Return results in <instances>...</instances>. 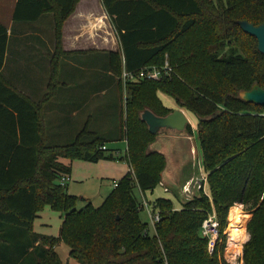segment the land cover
I'll use <instances>...</instances> for the list:
<instances>
[{
	"label": "trees",
	"instance_id": "16d2710c",
	"mask_svg": "<svg viewBox=\"0 0 264 264\" xmlns=\"http://www.w3.org/2000/svg\"><path fill=\"white\" fill-rule=\"evenodd\" d=\"M77 2L17 0L14 8L13 23L32 24L51 14L54 45L46 93L37 102L0 73V264H61L54 250L58 243L77 264H224L217 248L224 246L222 234L234 205L250 214L243 264H264V107L238 98L253 85L264 89V56L257 52L256 40L236 24H263L264 0H101L119 45L118 52L103 54L110 75L120 77L122 69H159L165 61L172 73L158 82L128 83L123 102L116 82L117 103L125 113L119 114L115 138L83 128L70 143H50L44 110L61 86V30ZM7 43V30L0 24V71ZM157 92L197 119L207 193L200 190L179 210L169 200H154L149 207L159 222L149 236L135 191L152 192L166 167L162 154L148 151L156 134L141 120L145 111L159 118L172 113ZM184 131L192 135L188 125ZM121 140L133 177L126 173L98 208L87 202L76 210L77 199L59 179L70 177L74 159L112 161L105 146ZM44 206L61 217L56 238L33 232ZM211 214L217 238L209 254L200 227Z\"/></svg>",
	"mask_w": 264,
	"mask_h": 264
},
{
	"label": "crops",
	"instance_id": "0c3cea01",
	"mask_svg": "<svg viewBox=\"0 0 264 264\" xmlns=\"http://www.w3.org/2000/svg\"><path fill=\"white\" fill-rule=\"evenodd\" d=\"M16 2L17 0H0V24L8 34L7 49L0 73L20 94L37 102L46 93L49 57L53 53L54 45L53 19L51 14H44L45 18L42 17L35 23L39 25L37 31H42L43 27L45 37L42 34V36L34 34L32 35L34 37L27 38L28 33L24 32L26 24L12 22ZM11 37L16 40L12 45L9 41ZM24 44L36 49L34 65H30V59H26L28 63L25 62L24 56L21 55H12L8 64L7 54L11 55L14 50L21 51L24 49L21 45ZM116 44H118L116 35L101 0H78L61 30V49L65 53L60 59L58 70L61 86L44 110L47 139L50 143H70L83 128L101 137L111 139L116 137L119 115L117 119L112 118V125L101 119L100 115L102 58L104 59L105 53L118 52ZM37 59L41 60L40 69L44 66V72L41 71L46 75V82L40 89L33 82V75L35 76L38 71ZM110 143L125 145L123 140ZM106 149L107 155L113 157L112 161L121 153L118 148ZM185 178L187 177H183L182 180ZM113 182L117 181L112 180L111 184ZM139 197L140 200L146 201L144 195L140 194Z\"/></svg>",
	"mask_w": 264,
	"mask_h": 264
},
{
	"label": "rangeland",
	"instance_id": "374dc122",
	"mask_svg": "<svg viewBox=\"0 0 264 264\" xmlns=\"http://www.w3.org/2000/svg\"><path fill=\"white\" fill-rule=\"evenodd\" d=\"M45 18V17H44ZM14 25V24H12ZM24 25V24H23ZM39 25L35 23H28L24 27V32L28 33V37H34L32 35L39 34L40 36H44V29L41 28L42 31H37V27ZM14 27H16L14 25ZM14 31V30H13ZM38 32V33H37ZM42 34V35H41ZM26 38V39H27ZM10 45L14 43L15 38H10ZM22 44V43H21ZM116 44V48L119 49V45ZM24 49L19 52L15 50L12 54H7V62L10 63V59L12 55H21L24 56V61L28 63L26 59H30V65H34L33 58L35 54V48L27 45H21ZM118 51V50H117ZM10 52V51H9ZM39 53V50L37 51ZM204 56L202 55V58ZM166 59V57H164ZM41 60L37 59V68L35 76L33 75L34 84L37 88H41L42 84L46 82V75L42 73L44 72V66L40 69ZM105 69V71H104ZM42 70V71H41ZM61 70V69H60ZM102 70V78H101V119H104L108 124L112 125V118L117 119L118 115L121 113L124 116V109L120 110V106H118L115 87L116 82L120 85L121 90V98L122 102L125 99V85L119 80V77L115 78L110 75L105 67L104 59L102 58L101 63ZM116 84V85H115ZM157 98L159 99L161 105L174 111L181 112L186 121L187 125L191 130L192 135H188L183 132H173L168 130H160L156 134V138L153 143L148 147V151L156 152L162 154L166 159V167L161 175L162 183L168 189L167 193H164L161 188L158 186L152 192H146L144 197L148 204L152 203L154 200L161 198L165 200H169L172 202L174 208H181V206L185 203L180 198V190L182 186L188 181H198L200 178L199 172L194 167L197 158L200 160V155L198 152V146L196 142V127H197V119L196 117L185 110L184 108H180L177 106L175 101L168 97L167 95L157 92ZM119 113V114H118ZM114 124V123H113ZM146 130V129H144ZM137 131L141 132V128H137ZM190 138V139H189ZM110 150L118 148L121 150L119 156L115 157L114 161H106L100 160L97 163H88L82 162L78 159H74L70 162L71 173L69 177V181L66 183L67 193L70 196H73L77 199L76 201V210H82L86 203H90L93 208H98L103 200L108 196L112 190L113 186L111 184L112 180L120 181L127 173V163L124 159V151L125 145L122 144H112L108 143L106 146ZM192 147L194 148V154L192 152ZM107 155V153H105ZM63 163H68V160H64ZM203 171V170H202ZM182 177V178H180ZM183 177L185 180H182ZM187 181V182H186ZM205 192L207 193V187L205 188ZM139 192L135 191V196L138 197L139 201ZM198 197V191L196 188H191V198L194 199ZM148 211H150L149 205H147ZM240 207V211L248 216V220L250 219V214L243 211V208ZM229 212V211H228ZM228 217V214H227ZM139 218L142 222L148 225V214L146 211L139 212ZM244 226V232L246 233V224ZM61 225V217L60 215L53 211L49 206H44L41 210L38 211L37 218L33 222V232L37 234H41L43 236L56 238L59 228ZM228 228V218H226V225L223 230V238H224V246L217 248V257L218 261H222L224 264H243L242 262V249L245 242L248 240V235L246 241L241 245V253H237L235 249L228 248L226 250V231ZM148 235H153V229L148 225ZM56 254L59 257L61 264H77L73 259L70 258L68 254V248L63 243H58L54 248Z\"/></svg>",
	"mask_w": 264,
	"mask_h": 264
},
{
	"label": "built area",
	"instance_id": "2783aa9c",
	"mask_svg": "<svg viewBox=\"0 0 264 264\" xmlns=\"http://www.w3.org/2000/svg\"><path fill=\"white\" fill-rule=\"evenodd\" d=\"M171 69L168 66L167 62L165 61L163 66L161 68H154V67H149V68H144L138 72L134 73H129L122 69L119 80L122 82L123 85L128 84V83H135L138 81H146V82H158L162 80L164 77H169L171 75ZM104 150V148H102ZM192 152L194 154V148L192 147ZM126 153V148L124 151V155ZM194 167L197 169L199 172L200 178L198 181H188L185 183L181 190H180V198L186 203L192 200L191 198V188H196L197 191L199 192L200 190L202 191L203 194L206 195L205 188H206V177L207 175L203 173L202 171V166H201V161L197 158ZM127 173L132 175V169L127 165ZM133 177V175H132ZM69 181L68 177H61L58 181V184L60 186L66 185V183ZM117 185L116 182L112 183L113 188H115ZM158 187L162 189L164 193L168 192V189L166 186L160 182L158 184ZM146 201L144 199L141 200V205H140V211H146L148 214V225L154 229L155 225L159 222V215L157 213H151L148 210ZM151 211V210H150ZM200 236L204 238L207 241V251L210 254L213 250L214 243L217 238V222L215 219L214 214H211L208 216L207 220H205L201 227H200Z\"/></svg>",
	"mask_w": 264,
	"mask_h": 264
},
{
	"label": "water",
	"instance_id": "95a60500",
	"mask_svg": "<svg viewBox=\"0 0 264 264\" xmlns=\"http://www.w3.org/2000/svg\"><path fill=\"white\" fill-rule=\"evenodd\" d=\"M236 24L244 34L256 40L257 52L264 56V23L257 27L246 21H239ZM238 98L245 103L264 107V89L257 85H253L249 91L239 92ZM141 120L151 135L157 134L160 130L183 132L187 125L184 115L179 111H174L164 118L155 117L150 112L145 111L141 115Z\"/></svg>",
	"mask_w": 264,
	"mask_h": 264
},
{
	"label": "bare ground",
	"instance_id": "6f19581e",
	"mask_svg": "<svg viewBox=\"0 0 264 264\" xmlns=\"http://www.w3.org/2000/svg\"><path fill=\"white\" fill-rule=\"evenodd\" d=\"M228 228L226 231V250L233 248L241 253V245L246 241L247 235L244 232L248 216L240 211L238 205H234L228 212Z\"/></svg>",
	"mask_w": 264,
	"mask_h": 264
}]
</instances>
